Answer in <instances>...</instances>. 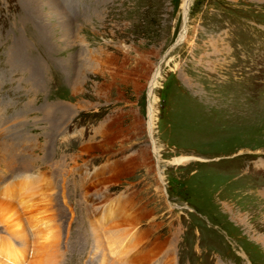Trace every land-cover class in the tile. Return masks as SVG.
<instances>
[{"label": "rangeland", "instance_id": "obj_1", "mask_svg": "<svg viewBox=\"0 0 264 264\" xmlns=\"http://www.w3.org/2000/svg\"><path fill=\"white\" fill-rule=\"evenodd\" d=\"M183 2L0 0V254L264 264V0Z\"/></svg>", "mask_w": 264, "mask_h": 264}, {"label": "bare ground", "instance_id": "obj_2", "mask_svg": "<svg viewBox=\"0 0 264 264\" xmlns=\"http://www.w3.org/2000/svg\"><path fill=\"white\" fill-rule=\"evenodd\" d=\"M191 2V0H184V2H183V6H182V9H183V16H184V18H186V16H187V7H188V5H189V3ZM186 20V19H185ZM184 31H185V27H184ZM183 36H184V33H182V35L180 36V38H179V41L180 40H182V38H183ZM178 42V41H177ZM156 74V73H155ZM155 78V77H154ZM153 82V81H152ZM150 127H151V123L149 122V130H150ZM15 129V128H14ZM2 131V130H1ZM19 131V130H18ZM14 133V132H13ZM8 136V135H7ZM8 139V138H7ZM157 151V148H156V146L152 143V152H153V154L155 153ZM159 178L161 179V177L159 176ZM5 191V190H4ZM18 194V193H17ZM28 198V197H27ZM24 200H25V198H24ZM28 200V199H27ZM21 201V200H20ZM0 203H2V201L0 202ZM4 204V203H3ZM6 204V203H5ZM8 204V203H7ZM11 204V203H10ZM32 204H33V202H32ZM27 205V204H26ZM4 206V205H3ZM14 209V208H13ZM25 210H28L29 212H33L35 209H33L30 205L29 206H27L26 208H24ZM1 211V210H0ZM2 211H4V210H2ZM28 212V213H29ZM5 213V212H4ZM27 213V214H28ZM43 213V212H42ZM41 213V214H42ZM44 214V213H43ZM42 214V215H43ZM33 215V214H32ZM2 216V215H1ZM0 216V217H1ZM34 216V215H33ZM37 216V215H36ZM14 217V216H13ZM25 218H27V217H25ZM35 218V217H34ZM10 220V219H9ZM19 220V219H18ZM33 221V220H32ZM36 222H38V221H36ZM41 222V221H40ZM13 223V222H12ZM39 223V222H38ZM42 224H44L43 225V231H38V230H36L37 228H36V225H31L30 226V229L32 230L33 229V231L34 232H36L35 233V235H36V238H37V240H39L40 241V252H39V257H38V261L41 263H43V264H50V261L53 263V261L52 260H50L49 258H48V255H47V253H48V251L50 250V248H52L54 245V242H55V238H56V235H55V231L54 230H52V227H51V225H50V223L49 222H43ZM22 225H24V224H22ZM27 225H28V223H27ZM11 228H13V229H11L12 230V232H18L19 234H22L23 233V229H22V226H21V222L20 223H18V222H16L15 223V225H13ZM39 229H41V228H39ZM93 230V229H92ZM96 230V229H95ZM10 231V230H9ZM116 231V230H115ZM114 231V232H115ZM7 232V231H6ZM25 233V232H24ZM28 233V232H27ZM117 233H118V231H117ZM15 234V233H14ZM14 234H13V238L15 237L14 236ZM18 234V235H19ZM82 234V233H81ZM97 234V233H96ZM103 234V233H102ZM33 235H34V233H33ZM116 235V234H115ZM27 236V235H26ZM79 236V235H78ZM109 236V235H108ZM95 237V236H94ZM26 239V238H25ZM78 239V238H77ZM81 239V238H80ZM5 240V239H4ZM0 241H2V240H0ZM110 242H111V240H109ZM6 242H8V243H10L9 241H6ZM35 242V241H34ZM103 242V241H102ZM3 243V242H2ZM36 243V242H35ZM5 244V243H4ZM20 244V243H19ZM37 244V243H36ZM97 244V243H96ZM106 244V243H105ZM10 246V245H9ZM100 246H102V245H100ZM116 246V245H115ZM36 247V246H35ZM113 247V246H112ZM100 248V247H99ZM6 249V248H5ZM4 249V251L2 252L3 254H0V264H17L16 262H19L20 260V256H19V254H14V255H12L13 253H9L8 252V250L6 249L5 250ZM35 251V250H34ZM100 251V250H99ZM34 253V252H33ZM32 253V254H33ZM38 256V255H37ZM35 262V261H34ZM36 262H37V260H36ZM38 262V263H39ZM55 263V262H54Z\"/></svg>", "mask_w": 264, "mask_h": 264}]
</instances>
